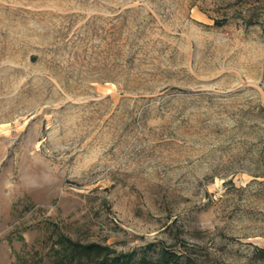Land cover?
I'll use <instances>...</instances> for the list:
<instances>
[{"label": "rangeland", "instance_id": "rangeland-1", "mask_svg": "<svg viewBox=\"0 0 264 264\" xmlns=\"http://www.w3.org/2000/svg\"><path fill=\"white\" fill-rule=\"evenodd\" d=\"M71 242L264 264V0H0V264Z\"/></svg>", "mask_w": 264, "mask_h": 264}, {"label": "trees", "instance_id": "trees-1", "mask_svg": "<svg viewBox=\"0 0 264 264\" xmlns=\"http://www.w3.org/2000/svg\"><path fill=\"white\" fill-rule=\"evenodd\" d=\"M72 243V242H71ZM73 249L76 253L77 258L79 259H90L93 260L95 257L99 256H105L106 262L110 260L112 264H134L132 261V258H129L128 256H116L114 258L110 257V253L106 250L100 251L97 245H80L78 243H72ZM106 251V252H105ZM108 264V263H107Z\"/></svg>", "mask_w": 264, "mask_h": 264}]
</instances>
